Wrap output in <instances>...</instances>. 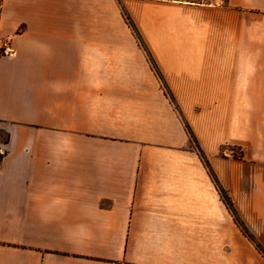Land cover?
<instances>
[{"label":"crops","instance_id":"0c3cea01","mask_svg":"<svg viewBox=\"0 0 264 264\" xmlns=\"http://www.w3.org/2000/svg\"><path fill=\"white\" fill-rule=\"evenodd\" d=\"M0 264H264V0H0Z\"/></svg>","mask_w":264,"mask_h":264},{"label":"built area","instance_id":"2783aa9c","mask_svg":"<svg viewBox=\"0 0 264 264\" xmlns=\"http://www.w3.org/2000/svg\"><path fill=\"white\" fill-rule=\"evenodd\" d=\"M14 34L10 33L4 36L0 35V57L4 55H13L14 49L12 47V40ZM4 150L0 149V154H4Z\"/></svg>","mask_w":264,"mask_h":264},{"label":"rangeland","instance_id":"374dc122","mask_svg":"<svg viewBox=\"0 0 264 264\" xmlns=\"http://www.w3.org/2000/svg\"><path fill=\"white\" fill-rule=\"evenodd\" d=\"M195 1H203L205 3H214V0H195ZM6 139V135L3 131L0 130V142Z\"/></svg>","mask_w":264,"mask_h":264},{"label":"trees","instance_id":"16d2710c","mask_svg":"<svg viewBox=\"0 0 264 264\" xmlns=\"http://www.w3.org/2000/svg\"><path fill=\"white\" fill-rule=\"evenodd\" d=\"M4 142H6V140ZM2 157H3V154H0V162L2 160Z\"/></svg>","mask_w":264,"mask_h":264}]
</instances>
